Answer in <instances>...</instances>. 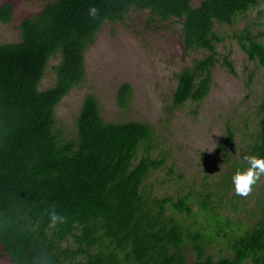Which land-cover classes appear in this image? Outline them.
<instances>
[{"label": "trees", "instance_id": "16d2710c", "mask_svg": "<svg viewBox=\"0 0 264 264\" xmlns=\"http://www.w3.org/2000/svg\"><path fill=\"white\" fill-rule=\"evenodd\" d=\"M263 3L44 0L21 21L19 41H0V264H264V174L247 195L232 182L245 156L264 157V92L225 125L211 160L202 153L184 167L171 159L168 131L107 120L96 93H85L72 123L59 115L87 85L98 37L117 29L172 31L186 63L173 73L167 111L202 103L216 65L236 74L218 51L228 35L219 27ZM14 19V6L0 5V23ZM254 24L229 37L264 69V32ZM134 98L130 82L117 87L119 108ZM52 211L64 220L53 223Z\"/></svg>", "mask_w": 264, "mask_h": 264}, {"label": "rangeland", "instance_id": "374dc122", "mask_svg": "<svg viewBox=\"0 0 264 264\" xmlns=\"http://www.w3.org/2000/svg\"><path fill=\"white\" fill-rule=\"evenodd\" d=\"M5 2L14 6L15 19L12 25L0 23V41L16 42L20 40L18 27L21 21L39 12L44 0H0V5ZM256 21L258 25L253 23ZM253 24L254 33L264 32V3L242 17L235 27H219L228 35L219 44L218 51L230 55L236 74L216 65L209 96L200 104L189 103L171 116L167 110L176 87L173 73L186 63L182 61L184 50L178 46L177 36L172 31L159 33L156 30L145 36L135 35L133 29V33L117 29L113 37L102 34L87 55L89 78L86 87L70 93L62 103L59 115L72 123L85 93L91 91L99 96L107 120L144 121L161 131H168L171 159L178 165L194 164L202 153H207V159L211 160L222 140L225 125L229 121L236 122L244 111L243 106H249L248 102L252 105L264 92V69L251 62L237 41L229 37ZM53 79L49 74L43 86L51 87ZM127 81L134 87L135 98L129 108L121 109L116 104V89Z\"/></svg>", "mask_w": 264, "mask_h": 264}, {"label": "clouds", "instance_id": "9594fccd", "mask_svg": "<svg viewBox=\"0 0 264 264\" xmlns=\"http://www.w3.org/2000/svg\"><path fill=\"white\" fill-rule=\"evenodd\" d=\"M91 13H95L96 9H90ZM247 167L237 168L232 177V182L238 194L247 195L251 190V186L264 174V157L256 155L245 156ZM50 218L53 223L62 222L64 217L55 211L50 213Z\"/></svg>", "mask_w": 264, "mask_h": 264}, {"label": "flooded vegetation", "instance_id": "af4514ba", "mask_svg": "<svg viewBox=\"0 0 264 264\" xmlns=\"http://www.w3.org/2000/svg\"><path fill=\"white\" fill-rule=\"evenodd\" d=\"M254 11H255V10L251 11V13L254 12ZM183 50H184V49H183ZM183 56H184V54H183ZM183 58H184V57H183ZM183 58H182V59H183Z\"/></svg>", "mask_w": 264, "mask_h": 264}]
</instances>
